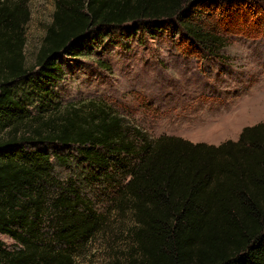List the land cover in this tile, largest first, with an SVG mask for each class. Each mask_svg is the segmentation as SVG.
Here are the masks:
<instances>
[{
    "label": "trees",
    "instance_id": "trees-1",
    "mask_svg": "<svg viewBox=\"0 0 264 264\" xmlns=\"http://www.w3.org/2000/svg\"><path fill=\"white\" fill-rule=\"evenodd\" d=\"M259 1L55 0L29 68L28 6L0 0V264H74L103 218L57 171L78 169L108 183L116 182V167L124 181L130 177L115 201L132 215L142 264H264V123L219 146L154 140L106 104L62 107L50 91L64 73L61 56H88L96 39L118 35L163 32L178 38L184 55L221 60L224 36L236 33L220 27L241 19L242 6L246 21L263 27Z\"/></svg>",
    "mask_w": 264,
    "mask_h": 264
},
{
    "label": "rangeland",
    "instance_id": "rangeland-1",
    "mask_svg": "<svg viewBox=\"0 0 264 264\" xmlns=\"http://www.w3.org/2000/svg\"><path fill=\"white\" fill-rule=\"evenodd\" d=\"M23 1L30 11L26 66L32 68L53 21L55 0ZM259 2L264 8V0ZM245 8H239L241 19L220 25L221 32L230 28L236 33L224 36L219 31L229 39L219 51L221 60L184 55L175 47L177 37L156 31L96 39L88 56H61L64 73L50 87L53 102L62 107L89 101L106 104L154 140L170 136L215 146L238 141L244 128L264 123V39L253 34L264 31V25L247 22ZM57 172L63 181L71 180L103 218L102 230L80 248L74 264H142L130 237L132 215L117 210L115 201L118 186L130 177L124 181L119 167L111 172L116 182L108 183L92 181L91 174L78 169ZM1 239L14 246L10 238Z\"/></svg>",
    "mask_w": 264,
    "mask_h": 264
}]
</instances>
